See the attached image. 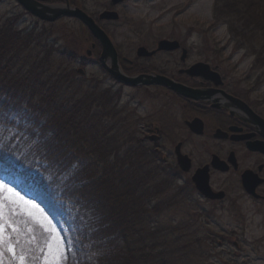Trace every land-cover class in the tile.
Returning a JSON list of instances; mask_svg holds the SVG:
<instances>
[{"label":"trees","instance_id":"1","mask_svg":"<svg viewBox=\"0 0 264 264\" xmlns=\"http://www.w3.org/2000/svg\"><path fill=\"white\" fill-rule=\"evenodd\" d=\"M213 15L215 26L222 22L233 33L235 50L245 45L240 37L250 38L239 32L254 30L264 39V0H213ZM14 19L0 23V165L69 207L67 225L86 252L80 264H205L210 237L154 253L152 213L174 205L173 198L159 202L166 184L139 163L143 152L119 155L124 133L102 123L111 115L107 91L97 94L82 84L71 87L66 99L62 87L76 75L74 55L64 59L65 52L44 44L46 23L41 30L20 28ZM95 105L105 108L103 115L92 114ZM88 152L101 165L99 173ZM136 163L145 168L143 175L135 173Z\"/></svg>","mask_w":264,"mask_h":264},{"label":"rangeland","instance_id":"2","mask_svg":"<svg viewBox=\"0 0 264 264\" xmlns=\"http://www.w3.org/2000/svg\"><path fill=\"white\" fill-rule=\"evenodd\" d=\"M7 18H16V20L14 19L15 23L20 28H31L38 25L37 30H41L42 22L25 14L14 0H0V23ZM214 22L213 0H131L122 9L121 18L116 22V27H108V31L113 33L133 30L161 32L164 36H177L182 40L192 42L191 44L196 50L201 49L211 55L212 64L219 65V68H222L238 82L237 88L245 89L242 90L244 92H246V88H249V92H251L249 100L264 113V39L260 37V32L254 30L240 33L238 24L233 23L232 26L237 28L239 34L247 35L248 33L250 36L249 39L245 38L244 40L240 37L239 41L245 45L239 46L235 50L233 33L230 35L228 27L222 22L216 26ZM45 26L47 31L44 33V44L53 43L54 48L59 51L63 50L62 52H65L64 59L69 60L71 54H74L76 61L72 63V70H76V72L78 69L83 70L81 75L78 74L74 79L64 83L62 90L63 93H66V99L72 97V95L68 96L73 89L71 87L82 84L95 88L97 94L101 93V90L109 89L110 84L105 79L101 67L94 62L96 55L89 56L87 54V49H90L93 42L92 38L78 21L63 18L56 21L52 27L47 24ZM116 36L119 37L118 34ZM260 58L263 60L261 61ZM100 86L105 87L101 89ZM133 95L135 92L125 90L122 101L116 107L114 106L119 110L118 118L111 115L110 118L104 117L103 126L111 127L116 118V120L121 119L120 124H128V121L124 120V115L127 112L124 109L130 108L128 98ZM139 97L144 102L147 101L143 95ZM92 108V114L97 117L103 115L102 113L105 111V108L101 106L95 105ZM145 108L147 107L140 109L139 114L146 115ZM110 110H107L109 114ZM121 132L124 133V138L119 142V145L122 146L119 155L123 157L129 150L134 149V146L130 142L127 129L124 127ZM84 150L90 151L87 147ZM89 153L85 156L87 155V160L90 159L92 162V170L99 173L101 165L97 163L95 156ZM128 163L134 164L131 160ZM139 163L145 162L140 160ZM139 163L133 166L137 169L135 173L138 176L145 172V168L141 167ZM146 168L151 170L149 167ZM161 177L158 176V178ZM0 180L12 187L24 200L30 202L26 210L20 209L21 215L19 216L25 218L24 222L22 223L16 217L21 227L25 230L27 227H32L33 235L37 237L38 242L48 239L45 233L52 231L54 236L63 240L61 248L64 255L60 264H80L86 252L80 248L78 237L67 225L69 217L62 200L52 199L44 192L30 188L24 177L7 172L1 165ZM236 196L238 197V195ZM163 199L165 198L159 202ZM238 199L235 203L227 201L225 203L227 209L217 210L214 213L210 211L212 204L204 203L198 196L189 203L191 207L187 204H180L172 209L165 208L159 214L152 213L151 219L155 223L150 226H154L151 228L157 232V235L149 243L157 245L153 248L154 253L166 250L170 246L176 250L177 247L180 248L182 245L188 244L191 239L199 238L206 241V238L210 237L205 243L208 245L205 264H264V204L243 196ZM200 204H202V208H199ZM31 205H35V207H31ZM194 206L202 210L208 218L207 216L196 217L198 212ZM26 212H31L33 215L29 217ZM191 214L194 215L191 216ZM167 227L175 228L170 231L176 232L169 234L166 231ZM194 231H196L195 235L192 234ZM53 246L55 247V245ZM33 248L34 246H30V255L26 264H44L43 254L38 249L31 250ZM167 250L169 252L171 248ZM167 255L169 256V254ZM165 257L167 258L166 255ZM5 264H15V262L6 256ZM193 264L200 263L194 262Z\"/></svg>","mask_w":264,"mask_h":264},{"label":"flooded vegetation","instance_id":"3","mask_svg":"<svg viewBox=\"0 0 264 264\" xmlns=\"http://www.w3.org/2000/svg\"><path fill=\"white\" fill-rule=\"evenodd\" d=\"M38 1L49 6L78 7L91 16L110 38L116 52L115 63L123 76H164L198 91V97L194 98L162 85L128 86L111 76L104 66V63L112 66L114 61L110 58L95 61L110 84V108L114 118H118L119 110L115 107L122 101L125 90L135 92L128 98L130 108L124 109L127 111L124 120L128 124H120V118L115 119V124L127 129L130 142L134 149L143 151L147 164L169 182H182L178 185L181 195L191 193L190 201L191 196L199 194L192 176L198 169H203L212 190L223 192L221 199L202 197L204 203L212 204L214 210L224 211L227 201L235 203L241 196H249L264 204V125L256 121L252 112L263 119L264 113L249 100V88L246 92L237 88L238 82L219 65L212 64L205 52L196 50L192 42L177 36H164L161 32L108 31V27H116L122 9L131 0L117 3L111 0ZM111 10L116 12V19L101 18L103 11ZM92 38L91 50L87 53L90 56L95 54L99 59L102 47L97 39ZM162 39L176 40L178 45L160 49L158 44ZM140 47L144 51L139 52ZM199 62L209 67L193 68ZM141 95L147 101L144 102L139 97ZM145 106L146 115L139 114ZM213 157H218L221 166L214 165ZM246 172L256 182L254 191L259 198L245 192L242 176ZM184 188H189L190 193L183 192Z\"/></svg>","mask_w":264,"mask_h":264},{"label":"water","instance_id":"4","mask_svg":"<svg viewBox=\"0 0 264 264\" xmlns=\"http://www.w3.org/2000/svg\"><path fill=\"white\" fill-rule=\"evenodd\" d=\"M25 10L30 12L31 14L39 17L40 19L47 20V21H53L61 16H70L78 18L80 21H82L90 30V32L93 34L94 37H96L101 45H102V54H101V60L112 57L114 63L112 65V68L107 67L110 74L115 76L118 80L122 81L123 83L131 86H136L139 84L144 85H151V84H159L163 85L171 90L176 91L177 93H180L185 96L190 97H198L197 93L198 91L192 90L191 88L185 87L181 84L175 83L174 81L163 77V76H144V77H126L119 72L116 71V65H115V50L114 47L108 38V36L105 34V32L98 27V25L95 23V21L88 16L85 12H83L79 8H70L68 6H56L51 7L49 5L43 4L38 2L37 0H16ZM122 0H112L113 3H117ZM101 18H108V19H116L117 14L115 11H104L101 14ZM178 44L176 41H167L162 40L159 43L160 48H169V47H176ZM143 49L140 48L139 52H141ZM198 66H204L203 64L199 63L196 65ZM81 72V71H80ZM253 114V113H252ZM259 123H262L264 125V120L257 115H254ZM178 151V150H177ZM214 164L217 163V160L213 161ZM186 169V168H185ZM199 172L201 176L199 175ZM197 172L193 176V181L195 182V185L199 192L203 194L206 197L209 198H215L217 195L213 193L208 185V177L202 174V170ZM246 175L243 176L245 178ZM245 187L248 191L253 192V187L251 185L250 179L245 178L244 179ZM249 192V193H250Z\"/></svg>","mask_w":264,"mask_h":264},{"label":"snow or ice","instance_id":"5","mask_svg":"<svg viewBox=\"0 0 264 264\" xmlns=\"http://www.w3.org/2000/svg\"><path fill=\"white\" fill-rule=\"evenodd\" d=\"M29 205V201L24 200L12 187L0 180V264H5L6 256L15 264H26L30 246H34L31 250L38 249L43 254L44 264H60L64 255L61 248L63 240L54 236L52 231H47L45 234L48 239L38 242L32 227L25 230L18 223L16 217L21 215L20 209L26 210ZM26 214L29 217L33 215L31 212Z\"/></svg>","mask_w":264,"mask_h":264}]
</instances>
